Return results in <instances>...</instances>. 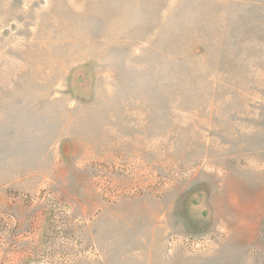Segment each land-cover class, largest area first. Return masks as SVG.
I'll list each match as a JSON object with an SVG mask.
<instances>
[{
	"label": "rangeland",
	"instance_id": "obj_1",
	"mask_svg": "<svg viewBox=\"0 0 264 264\" xmlns=\"http://www.w3.org/2000/svg\"><path fill=\"white\" fill-rule=\"evenodd\" d=\"M0 264H264V0H0Z\"/></svg>",
	"mask_w": 264,
	"mask_h": 264
},
{
	"label": "bare ground",
	"instance_id": "obj_2",
	"mask_svg": "<svg viewBox=\"0 0 264 264\" xmlns=\"http://www.w3.org/2000/svg\"><path fill=\"white\" fill-rule=\"evenodd\" d=\"M234 196H235V194H234Z\"/></svg>",
	"mask_w": 264,
	"mask_h": 264
},
{
	"label": "water",
	"instance_id": "obj_3",
	"mask_svg": "<svg viewBox=\"0 0 264 264\" xmlns=\"http://www.w3.org/2000/svg\"><path fill=\"white\" fill-rule=\"evenodd\" d=\"M78 79H79V77H78Z\"/></svg>",
	"mask_w": 264,
	"mask_h": 264
}]
</instances>
